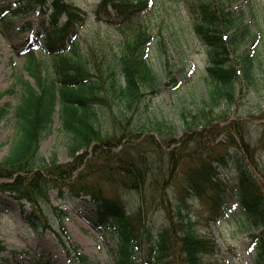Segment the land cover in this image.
I'll return each instance as SVG.
<instances>
[{
    "label": "trees",
    "instance_id": "1",
    "mask_svg": "<svg viewBox=\"0 0 264 264\" xmlns=\"http://www.w3.org/2000/svg\"><path fill=\"white\" fill-rule=\"evenodd\" d=\"M181 1L195 35L209 48L207 77L213 88L209 108L186 107L180 124L149 114L148 96L161 80L149 59L154 34L141 17L153 0H101L95 15L116 25L124 37L117 47L107 43L86 51L75 38L86 14L66 0H17L0 8V23L8 27L47 3L52 7L50 24L25 44L35 83L19 77L15 85L22 91L13 111L16 137L0 162V193L20 204L34 230H50L78 261L87 257L72 247L66 213L53 205V192L60 200L90 198L86 218L100 231L113 232L115 264H230L219 257L215 238L197 229L189 201L202 205L207 226L232 212L233 202L249 227L259 231L255 255L264 264V161L259 155L264 134L254 143L247 122L215 116L221 101H236L238 82L255 83L260 59L255 48L240 53L250 30L231 10L238 0ZM63 15L67 20L61 23ZM31 29L27 24L20 31ZM163 62L169 71V62ZM12 93L0 92V122L10 114L2 100ZM56 113L69 136L67 163L55 154L49 160L41 155ZM224 169L235 174L224 177ZM131 193L141 201L136 213L126 204ZM156 210L164 215L157 230L149 218ZM55 213L57 228L50 222ZM6 250L0 236V254Z\"/></svg>",
    "mask_w": 264,
    "mask_h": 264
},
{
    "label": "rangeland",
    "instance_id": "2",
    "mask_svg": "<svg viewBox=\"0 0 264 264\" xmlns=\"http://www.w3.org/2000/svg\"><path fill=\"white\" fill-rule=\"evenodd\" d=\"M67 1L88 12L76 27L77 39L84 51L90 47L98 49L107 43L116 47L121 44L124 37L121 30L114 24L99 20L95 15L100 0ZM14 2L15 0H0V8ZM231 10L243 17L244 26L250 30V36L246 37L240 53H252L255 48V56L259 57L260 64L257 66L255 83L250 84L245 80L238 82L236 101L231 104L226 100L221 101L220 106L215 109V116L227 115L232 120L247 122L249 135L256 143L258 137L264 134V116L263 119L260 118L264 114V0H238ZM50 13V8L36 9L22 19H15L17 29L31 25L32 30L24 34L17 29H4L5 24L0 25V92L13 90L1 103L9 108L10 114L0 122V162L9 154L16 137L13 111L22 93L21 86H15L17 79L21 77L35 83L29 75L27 57L20 39L23 36H33L39 28L47 27L50 24ZM141 18L150 25L154 34L155 40L151 43L149 59L161 80L157 90L148 96L149 114L180 124L181 111L186 107L190 111L209 108L210 92L213 88L207 77L211 57L209 48L195 35L190 13L181 0H153V6L145 10ZM162 38L166 54L160 45ZM163 59L169 62V71H166ZM116 133L121 134L120 131ZM68 143L69 136L61 129L59 114L56 113L51 131L41 142V155L49 160L55 154L61 163H67L71 160ZM259 155L264 161V151L261 150ZM233 174L235 171L231 169H225L221 173L224 177H231ZM173 192L171 189V195ZM125 200L131 212L136 213L141 203L139 195L128 194ZM52 203L66 212L64 223L70 234L71 245L85 255L87 261L70 257L50 230H34L29 220L22 216L20 204L10 195L0 193V236L7 245V250L0 254V264H45L48 260L51 264H115V255L112 252L117 241L113 232H100L87 220L86 217L92 209L89 198L60 200L53 192ZM189 204L192 206L193 220L199 232L211 234L218 243L219 257L222 256L233 264H258L255 236L259 231L251 229L236 208L217 225L207 226L202 220L204 209L199 201L190 200ZM26 207L30 209L29 205ZM163 216L157 210L150 213L151 224L156 230L163 226ZM50 220L53 227H59L57 213L51 215ZM139 260L137 257L136 261Z\"/></svg>",
    "mask_w": 264,
    "mask_h": 264
}]
</instances>
